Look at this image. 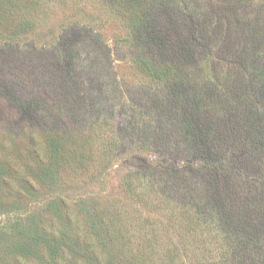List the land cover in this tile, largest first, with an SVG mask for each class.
I'll use <instances>...</instances> for the list:
<instances>
[{"label":"rangeland","instance_id":"obj_1","mask_svg":"<svg viewBox=\"0 0 264 264\" xmlns=\"http://www.w3.org/2000/svg\"><path fill=\"white\" fill-rule=\"evenodd\" d=\"M163 1L181 17L193 6L192 0ZM259 1L245 2L241 13L264 30ZM224 3H205L208 37L231 26V16L220 23ZM115 5L0 0V264H32L22 246L46 255L47 245L33 236L57 234L54 226L64 223L81 244L60 252L63 264L101 262L90 251L94 240L100 256L121 252L111 264H222L233 255L235 245L217 234L216 224L205 228L197 216L191 219L190 207L172 210L173 204L132 193L137 175L149 196L172 176L196 193L205 174L191 139L173 124L178 116L166 79L153 76L157 55L132 39ZM226 38L223 33L219 44ZM217 53L204 60L216 63ZM102 214L107 223L118 216L114 243L104 238L108 249L95 235L105 227L92 225ZM154 232L165 237L153 239Z\"/></svg>","mask_w":264,"mask_h":264},{"label":"trees","instance_id":"obj_2","mask_svg":"<svg viewBox=\"0 0 264 264\" xmlns=\"http://www.w3.org/2000/svg\"><path fill=\"white\" fill-rule=\"evenodd\" d=\"M111 1L132 28V39L157 55L151 61L153 76L166 79L168 103L178 116L173 124L191 139L205 174L204 184L199 183L196 193L191 188L184 190L185 182L179 183V177L172 176L167 186L153 188L149 196L143 189V176L137 175L140 182L131 186L132 193L137 196L139 191L151 202L163 200L165 206H175L172 210L190 207L186 214L191 219L197 216L196 221L205 228L216 224L217 234L235 245L230 260H222V264H264V30L244 20L241 10L249 0H226L220 23L231 16V26L216 27L214 38L207 36L205 28L210 20L204 13L208 0H192L193 6L182 17L172 14L163 0ZM259 5L264 11V0ZM223 33L227 38L219 44ZM215 48L218 61H205ZM110 217L107 223L102 214L92 223L105 227L101 233L95 230L105 249L104 238L113 243L116 238L113 223L118 216ZM64 225L54 226L57 234L33 236L34 243L47 245L46 255L36 254L35 246L24 245L20 253L33 260L29 261L32 264H63L60 262L65 256L60 252L81 244L74 240V227L68 223V230ZM151 237L165 236L154 232ZM134 238L131 235L127 240ZM95 244V240L90 242L96 252L90 251L96 261L101 257L98 264H111L116 250H101L102 257ZM78 258L76 255L75 260ZM86 262L93 264V259ZM69 264L73 263L69 260Z\"/></svg>","mask_w":264,"mask_h":264}]
</instances>
